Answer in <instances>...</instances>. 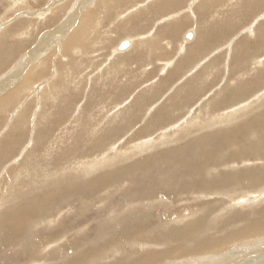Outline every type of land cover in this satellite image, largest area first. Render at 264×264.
<instances>
[{
    "label": "rangeland",
    "instance_id": "rangeland-1",
    "mask_svg": "<svg viewBox=\"0 0 264 264\" xmlns=\"http://www.w3.org/2000/svg\"><path fill=\"white\" fill-rule=\"evenodd\" d=\"M161 1L0 0V264H199L206 257L200 253L163 254L169 247L190 248L195 245L193 240L184 242L162 235L174 234L177 227L203 217L206 219L201 227L193 229L203 232L211 227L210 234L221 240H229L228 235L242 227L264 223V180L239 185L238 189L222 185L223 179L218 177L264 166V160L259 158L250 159L246 165L216 163V168L211 169L212 178L218 177L216 184H222L215 188L217 191L206 188V193L189 191L181 196L157 182V176L154 181L145 177L144 180L153 181L155 196L151 198L154 202L150 215L142 218L144 222L134 206L133 200L141 196L139 188L147 189L140 182L141 173L155 168L154 154L165 152L167 156L171 148L204 139H208L207 145L214 144L212 140L220 132L225 134L223 137L229 133L238 136L247 132L253 120H259L253 123L257 125V135L262 126L258 124L264 122L260 120L264 116V101L257 103L255 96L264 93V87H260L264 86V70L259 71L264 69V40L263 45L260 40L257 43L258 29L264 23V1L261 9L250 15L241 9L240 0H212L210 12L203 11L207 13L204 16L198 11V3L204 0H185L157 13L152 7L161 5ZM88 20L90 24L82 35L85 43L70 42L66 50L74 30L82 23L85 27ZM219 23L225 24L226 30ZM64 25L69 27L64 29ZM174 26L177 31L171 36L167 28ZM188 30L194 32L191 40L185 39ZM204 32L209 33L207 38L213 37V45L206 46L204 53L198 48L201 53L194 61L185 60L191 46L205 38ZM128 38L133 41L130 49L115 53L119 41ZM246 40L252 44L247 55L254 52L255 59L244 67L235 66L237 45ZM193 79L204 91L184 99L187 83ZM227 86L243 88L239 96L244 100L240 102L248 106L229 119L218 114H226L225 108L231 110L242 103H236V97L226 107L216 105L224 100L221 96L232 97V90L224 93ZM256 88L255 94H251ZM142 141L147 142L148 148L140 146ZM214 147L199 151L195 162L206 163V155L214 152ZM197 148L202 149L193 146L192 151ZM143 156L145 161L149 157L150 163L144 162ZM231 157L235 160L234 155ZM112 159L116 160L112 163ZM192 166L191 162V167H182L193 169ZM125 168L129 169L127 173ZM98 178L101 182L110 181L106 185ZM171 186L174 187L173 183L168 188L172 189ZM42 206L41 213L38 209ZM17 210L28 213L21 215ZM10 222L18 231L9 227ZM263 231L259 229L249 238L218 245L213 252L217 254L212 253L207 259L224 254L226 257L228 253L231 257L241 254V259L251 258L264 243ZM14 232L20 239L12 235ZM237 259L240 258L230 262Z\"/></svg>",
    "mask_w": 264,
    "mask_h": 264
},
{
    "label": "bare ground",
    "instance_id": "bare-ground-1",
    "mask_svg": "<svg viewBox=\"0 0 264 264\" xmlns=\"http://www.w3.org/2000/svg\"><path fill=\"white\" fill-rule=\"evenodd\" d=\"M185 0H163V1H161V5H159V6H157V5H155L154 7H152V9L153 10H155L157 13H159V12H161L162 13V11H164V10H166V8H172V7H175V6H178L179 5V2H181V3H183ZM196 1V0H195ZM194 1V2H195ZM211 1L212 0H204V1H200V2H202V5H203V7H200V5H201V3L199 2L198 4H200L199 5V8H198V11L200 12L199 14H203V16L204 15H206L207 13H204L203 11H205V10H207V12H210V9H211V7H212V3H211ZM263 1L264 0H240L239 2H240V7H241V9H243L244 10V12H246V10L248 11L247 13H250V15H251V13H253V12H255V11H257V10H259V9H261V4L263 3ZM13 2V1H12ZM90 2V1H89ZM192 2V1H191ZM190 2V3H191ZM194 2H192V4L194 3ZM216 2V1H215ZM237 2V1H236ZM83 3H84V1H83ZM220 3H222V2H220ZM17 4V3H16ZM218 4H219V2H218ZM238 4V3H237ZM236 4V5H237ZM81 5V4H80ZM103 5V4H102ZM181 5V4H180ZM191 6V5H190ZM196 7V6H195ZM215 7V6H214ZM239 7V6H238ZM264 7V6H263ZM82 8V7H81ZM226 8V7H225ZM80 9V8H79ZM78 9V10H79ZM61 10V9H60ZM76 10V9H75ZM187 10V9H186ZM197 10V9H196ZM214 10V9H213ZM167 11H168V9H167ZM94 12V11H93ZM184 12V11H183ZM80 13V12H79ZM236 13V12H235ZM241 13H243V12H241ZM159 15V14H158ZM157 15V16H158ZM58 16V15H57ZM60 16V15H59ZM72 17H70L69 16V19L71 18H73V16H74V14L73 15H71ZM121 16V15H120ZM119 16V17H120ZM163 16V15H162ZM161 16V17H162ZM173 16V15H172ZM199 16V15H198ZM210 16V15H209ZM118 17V16H117ZM176 17V16H175ZM208 17V16H207ZM67 18V17H66ZM174 18V17H173ZM187 18V17H186ZM206 18V17H205ZM153 19V18H152ZM155 19V18H154ZM79 20V19H78ZM86 20V19H85ZM84 20V21H85ZM169 20V19H168ZM69 21L70 20H68V25H69ZM84 21L82 20V22L84 23ZM90 22V20H88L87 21V23H86V26L85 27H83L82 28V24L81 25H79V28H78V30L76 31V30H74V33H73V35L68 39V41H67V44L65 45V48H66V50H67V48H68V45L70 44V42L71 43H78V44H84L83 42H82V40H83V38L84 37H82V35H83V33L87 30V27H88V23ZM110 22V21H109ZM66 23V24H67ZM65 24V25H66ZM90 24V23H89ZM107 24V23H106ZM131 24V23H130ZM180 24V23H179ZM64 25V29L65 28H68L67 26H65ZM184 25V24H183ZM188 25V24H187ZM219 27L220 28H222V27H225L223 30H226V25L225 24H223V23H219ZM61 27H62V25H61ZM60 27V28H61ZM184 27V26H183ZM71 28V27H70ZM114 28V27H113ZM214 28V27H213ZM12 29H14V28H12ZM62 29H63V27H62ZM180 29V28H179ZM189 29V28H188ZM192 29V28H191ZM16 30V29H15ZM167 30H169V32H168V34L169 35H171V36H175L174 34L176 33V31H177V28H176V26H174L173 28H167ZM214 30V29H213ZM29 31V30H28ZM188 31H190L191 32V34H192V37L191 38H189V37H186L185 39H187V40H191V39H193V37H194V32L192 31V30H188ZM203 31V30H202ZM113 32V31H112ZM119 32V31H118ZM190 32H188L186 35H188ZM196 32H197V30H196ZM215 32V31H214ZM122 33V32H121ZM258 33H259V37H258V39H257V43H258V40H260L259 41V43H261L262 45H263V40H264V23L263 24H261L260 25V27H259V29H258ZM107 34H108V31H107ZM204 34H205V38L202 40H198L194 45H192L191 46V48L189 49V52H188V56H185V57H187L186 59L185 58H183V59H185V60H190V62L191 61H194L195 59H197V57H199L200 56V53H199V49L198 48H200L203 52L202 53H204V52H206L207 51V47L206 46H208V45H210V46H212L213 45V43L211 44L210 42H212V38L213 37H211L210 36V38H207V36H208V32H204ZM64 35V34H63ZM201 35V34H200ZM212 35V34H211ZM62 36V35H61ZM213 36V35H212ZM228 36V35H227ZM258 36V35H257ZM41 37V36H40ZM63 37V36H62ZM15 38V37H14ZM143 38V37H142ZM129 39V41H130V45H129V47L131 46V43L133 42H131V40H130V38H128ZM128 39H126V40H128ZM62 40V39H61ZM134 40V39H133ZM152 40V39H151ZM84 41V40H83ZM122 41V40H121ZM121 41H119V43L117 44V48H116V50L117 51H114L115 53L116 52H118V51H122L121 49H120V47H119V44H120V42ZM256 41V40H255ZM61 43V42H60ZM187 43V42H186ZM209 43V44H208ZM252 43H253V41H252ZM258 43V44H259ZM1 44V43H0ZM142 44V43H141ZM189 44V43H188ZM192 44V43H191ZM190 44V45H191ZM61 45V44H60ZM63 45V44H62ZM72 45V44H71ZM251 41L250 40H246V42L244 43V44H241V43H238V45H237V49H236V51H235V56H234V64H235V66H242V67H244V65H245V63H247V62H251V60H252V58H254L255 59V57H254V52L253 53H249L248 55H247V52H248V50L250 49V47H251ZM144 46V45H143ZM145 46H146V43H145ZM148 46V45H147ZM258 46V45H257ZM128 47V48H129ZM184 47V46H183ZM183 47H182V49H183ZM127 48V49H128ZM186 48V47H185ZM209 48V47H208ZM254 48V47H253ZM130 49V48H129ZM258 49H261V46H259L258 47ZM36 50V49H35ZM126 50V49H125ZM36 52V51H35ZM151 52V51H150ZM120 53V52H119ZM126 53V52H125ZM32 54V53H31ZM255 54H258V51H256L255 52ZM120 55V54H119ZM37 57V56H36ZM177 57V56H176ZM259 59H261V58H259ZM175 60V59H174ZM201 61V60H200ZM207 62V61H206ZM57 63V62H56ZM254 63H256V60H254V62H253V64ZM258 63H259V61H258ZM249 64H251V63H249ZM262 64V63H261ZM263 66H264V62H263ZM207 67V66H206ZM262 70H264L263 68L262 69H260L259 71L261 72ZM238 71H240V70H238ZM258 71V70H257ZM204 72H206V71H204ZM203 72V73H204ZM264 72V71H263ZM262 73V72H261ZM198 75V74H197ZM177 76V75H176ZM204 76H205V74H204ZM206 76H207V73H206ZM206 78V77H205ZM253 79V78H252ZM6 80V79H5ZM256 80H258V82H257V85L258 84H260V81H259V79L257 78ZM263 81H264V78H263ZM34 82V81H33ZM243 84V83H242ZM256 83H254V85H255ZM195 80L193 79V81H191L190 80V82H188L187 83V95H184V96H186L184 99H190V98H193V97H196V96H198V94H200V93H202L203 91H204V87L203 88H201L200 86H198V85H195ZM256 85V86H257ZM239 86H241V84H239ZM2 87V86H1ZM261 88L262 87H264L263 85H261L260 86ZM259 88V87H258ZM258 88H256V89H254L252 92H251V94H255V92L257 91V89ZM252 89V88H251ZM229 90H232V92H233V95H232V97L229 99V98H227L228 96H230V94L229 95H227V96H221L222 97V99H224L223 101H221V103H219V104H216V105H225V107L227 106L226 104H227V102L228 101H232L233 100V98H236V97H238V99H237V101H236V103H242V102H240V101H243L244 100V97H241V96H239V94L243 91V88H239V90H237L236 88H235V86H227L226 88H224V93H227ZM250 90V89H249ZM19 90H17V92H18ZM22 92V91H21ZM238 92V93H237ZM263 92V91H262ZM235 93H237V95L235 94ZM18 94H20V91H19V93ZM223 94V93H222ZM243 94V93H242ZM259 94V93H258ZM258 94H255V96L257 97V100H256V102L257 103H261V102H263L264 101V93H263V95H260V96H262V98H259L258 97ZM136 95V94H135ZM252 95V96H253ZM20 96V95H19ZM125 96V95H124ZM159 96H160V94H159ZM254 96V98L256 99V97ZM16 96H14V98H13V100H16V98H15ZM158 97V96H157ZM109 98V97H108ZM247 99V98H246ZM251 99H253V98H251ZM255 99H253V100H255ZM111 101H113L112 99H111ZM248 101V100H247ZM178 102V101H177ZM182 102V101H181ZM235 102V101H234ZM248 102H250V101H248ZM252 103V102H251ZM250 103V104H251ZM262 104V103H261ZM236 105V104H235ZM247 104H245V103H242V105L241 104H238V105H236V106H234L231 110L230 109H228V108H225V110L227 109V112H226V114H218V115H221L222 117L225 115L226 117H227V119H229L230 117H232V116H234V117H236V115L237 114H240V113H242V112H244L245 111V109L248 107V106H246ZM178 106V105H177ZM246 106V107H245ZM29 107V106H28ZM2 108V107H1ZM8 108V107H7ZM173 108H174V106H173ZM215 109V108H214ZM224 110V111H225ZM116 111V110H115ZM208 111V110H207ZM111 112V111H110ZM258 112V111H257ZM222 113H224V112H222ZM262 114H264V112L262 111ZM220 116V117H221ZM240 116V115H239ZM258 116V115H257ZM196 118V117H195ZM158 119H159V117H158ZM214 119H216V118H214ZM213 119V120H214ZM218 119V118H217ZM252 119V118H251ZM250 119V120H251ZM262 119H264V116L260 119V120H262ZM218 121H219V119H218ZM222 121V120H221ZM226 121V120H225ZM228 121H230V120H228ZM238 121V120H237ZM256 121H259V120H253V121H251L250 123H249V128H248V130H247V132L245 131V132H242V133H239L238 134V136H237V133H233V135H230V133H229V135L227 134L226 135V137H223V136H225V134H223V132L221 133L220 132V137H219V135L217 136V138L216 139H214V140H212V142H214V144H208L207 145V140L208 139H204V140H202V141H199V142H195V143H193V144H191V145H185V144H180L181 146H178V147H176V148H171L172 150L171 151H169L168 153H167V156H166V154H165V152H163L164 154H162V153H160V154H154L153 155V157L155 158V164L153 165V166H155V168L152 170V171H146V172H143V173H141V180H140V182H142L144 185H147V189H144L143 187L141 188H139V192H141V196H140V198H138L137 200H133V203H134V206H136V208H138L139 209V215H140V217H141V221L142 222H144L143 221V219L142 218H145L146 216H149L150 215V210H152L153 209V207H152V209H151V204H153V202H154V200L153 201H151V198L152 197H154L155 195H154V190H153V181H154V177H156V180H157V182L159 181L161 184H163V185H167V187H166V189H169V190H172V192H177V193H180V195L182 196V195H185V194H188V192L189 191H198V190H205L206 188H208V190H212V189H215V188H218L222 183H220V184H216L217 183V179H218V177H222V179L223 180H221L222 182H224L222 185H225L226 186V184H230V185H232L231 187H237L238 188V186L239 185H243V184H247V185H251V184H254L256 181H258V182H260V181H262V180H264V166H255V167H253V168H246V169H243V170H241V171H238V172H235V173H224L222 176H218L216 179H215V177L214 178H212L213 176H212V172H213V170L211 171V169L212 168H214L215 166V164L216 163H218V164H222V165H225V164H230V163H241V164H244L245 162L247 163V162H249L250 161V159H256V158H259V159H263L264 160V122H262V123H259L258 124V126H260V125H262L261 126V128H260V130H259V133L256 135V131H258V129H257V125H254L253 126V123L254 122H256ZM211 122V121H210ZM216 122H217V120H216ZM127 123V122H126ZM207 124V123H206ZM242 124V123H241ZM251 124V125H250ZM210 124H208V126H209ZM243 126V125H242ZM256 126V127H255ZM184 127V126H183ZM200 127V126H199ZM247 127V126H246ZM245 127V128H246ZM177 128V127H176ZM238 128V127H237ZM244 128V129H245ZM254 128H256L257 130H255V131H253V129ZM186 129V128H185ZM235 129H236V127H235ZM243 129V130H244ZM19 130V129H18ZM96 130V129H95ZM95 130H93V131H95ZM228 130V129H227ZM236 130H239V129H236ZM20 131V130H19ZM90 131V130H89ZM105 131V130H104ZM147 131V130H146ZM111 132V131H110ZM114 132H116V131H114ZM166 132V131H165ZM184 132V131H183ZM229 132H231V131H229ZM99 133V132H98ZM179 133V132H178ZM184 133H187V132H184ZM87 134V133H86ZM107 135V134H106ZM110 135V134H109ZM118 135V134H117ZM161 135V134H160ZM166 135V134H165ZM181 136H182V134H180ZM91 136V135H90ZM98 136V135H97ZM102 136V135H101ZM120 136V135H119ZM153 136V135H152ZM166 136H168V135H166ZM174 136V135H173ZM104 137V136H103ZM112 137V136H111ZM100 138V137H99ZM155 138V137H154ZM160 140H161V136L160 137H158ZM162 138H164V137H162ZM166 138V137H165ZM20 139V138H19ZM104 139V138H103ZM151 139H153V138H151ZM114 140V139H113ZM170 140V139H169ZM168 140V141H169ZM91 141V140H90ZM147 141V140H146ZM145 141V143H147ZM162 141V140H161ZM171 141V140H170ZM101 142V141H100ZM150 142V144L153 142V141H149ZM157 142V141H156ZM155 142V143H156ZM91 143V142H90ZM94 143V142H93ZM141 143H143V141L141 142ZM140 143V144H141ZM145 143H143V144H138V146H136V148H138L139 147V145L140 146H143V147H146L147 146V148H148V145H146L145 146ZM162 143H163V141H162ZM169 143V142H168ZM191 143V142H190ZM18 144V143H17ZM92 144V143H91ZM154 144V143H153ZM106 145V144H105ZM154 145H156V144H154ZM153 145V146H154ZM215 146L214 148L216 149L214 152H210V153H208V155H206L207 156V158H208V160H207V162L206 163H204V164H198L197 162H195V156L197 155V154H199L198 152L199 151H201V150H204V149H209V148H211L212 146ZM104 146V145H103ZM151 146V145H150ZM177 146V145H176ZM193 146H196V147H200V148H202V149H194L193 151H192V148H193ZM115 148V147H114ZM259 148H261V149H259ZM141 149V148H140ZM230 149H231V152H230ZM106 150V149H105ZM109 150V149H108ZM107 150V151H108ZM137 150V149H136ZM135 150V151H136ZM143 150H146V149H143ZM228 150V151H227ZM247 150V152H246V155L244 154L245 153V151ZM0 151H3V150H0ZM132 151V150H131ZM135 151H133L134 153H138L137 151L135 152ZM139 152H142V151H140V150H138ZM186 151H188V154L187 155H185V153H186ZM236 152H240V154L239 155H237L236 154ZM122 154H123V152H121ZM182 153V154H181ZM204 153H205V151H203V154L202 155H204ZM241 153H243V154H241ZM126 155V154H125ZM171 155H173L172 157H173V159L172 160H170L169 159V157L171 156ZM231 155H234L235 156V160H234V158L233 157H231ZM258 155V156H257ZM30 156V155H29ZM118 156V155H117ZM142 156V155H141ZM151 156V154L149 155V157ZM198 156V155H197ZM200 156H201V154H200ZM143 157H144V160H143ZM142 157V160L144 161V162H146V161H150V160H148L149 159V157H148V159L145 161V156H143ZM115 158V157H114ZM118 158H120L119 156H118ZM216 158H218V160L216 161ZM36 159V158H35ZM198 159V158H197ZM104 160V159H103ZM113 160V159H112ZM111 160V161H112ZM116 160V159H115ZM115 160H113L112 161V163L115 161ZM152 160V159H151ZM97 161V160H96ZM101 161V160H100ZM104 161H107V160H104ZM140 162H141V160H140ZM144 162H143V164H144ZM152 162H154V161H152ZM151 162V163H152ZM191 162H192V167H193V169H186L185 167H182V166H184V165H187V166H190L191 167ZM108 163H109V161H108ZM134 163H135V160H134ZM136 163H138V164H141V163H139V162H136ZM150 163V162H149ZM213 163V164H212ZM246 163H245V165H246ZM263 163H264V161H263ZM110 164H111V162H110ZM133 164V163H132ZM153 164V163H152ZM210 164H212L211 166H210ZM249 164V163H248ZM250 164H253V162H250ZM137 164H134L133 166H136ZM142 165V164H141ZM62 166V165H61ZM92 167H93V165H91ZM129 166L131 167V163L129 164ZM132 166V167H133ZM143 166V165H142ZM220 166V165H219ZM137 167H140L139 165L137 166ZM145 167H148V165H146V166H144V168ZM152 167V166H151ZM134 168H136V167H133V169ZM144 168H142V169H144ZM179 168H182L181 169V171H179L178 169ZM216 168V167H215ZM214 168V169H215ZM260 168V169H259ZM90 169H91V167H90ZM126 169V168H125ZM137 169V168H136ZM140 169V168H139ZM257 170V169H259V171L258 172H254L253 170ZM127 170H129V169H126V173L128 172ZM92 171H93V169H92ZM123 171V170H122ZM131 172H133L132 170H130ZM140 171V170H139ZM222 171V170H221ZM187 172H189L188 173V176H186V174L185 173H187ZM110 173V172H109ZM113 173V172H112ZM120 173H122V172H120ZM125 173V174H126ZM135 173V172H134ZM93 174V173H92ZM105 174V173H104ZM118 174H119V172H118ZM185 175V179L184 180H186V181H184L183 179H182V175ZM219 174H220V172H219ZM40 175V174H39ZM109 175V174H108ZM123 175V174H122ZM201 176V177H203V178H200L199 176ZM110 177V176H109ZM128 177V176H127ZM127 177H125L126 179H127ZM145 177H147V179L148 180H153V181H148V180H144V178ZM122 178V177H121ZM120 178V179H121ZM124 178V177H123ZM220 179V178H219ZM97 181H100V183H103V182H106V185H107V182H109L108 180L107 181H105L104 179V181L103 182H101V179H96ZM93 181V180H92ZM95 181V180H94ZM96 181V182H97ZM219 182V181H218ZM94 183V182H93ZM99 183V182H98ZM98 183H95L96 185L98 184ZM112 183V182H111ZM110 183V184H111ZM171 183H173V185H174V187L173 186H171L172 187V189L171 188H168V186H170L171 185ZM91 184V183H90ZM94 184V185H95ZM105 185V186H106ZM113 185L115 186V185H117V184H114L113 183ZM159 185V184H158ZM83 186V185H82ZM97 187V186H96ZM109 187V186H108ZM120 187H122V186H120ZM161 187V186H160ZM245 188V187H244ZM36 189V188H35ZM66 189V188H65ZM81 189V188H80ZM94 189V188H93ZM104 189V188H103ZM102 189V190H103ZM239 189V188H238ZM67 190V189H66ZM99 190V189H98ZM159 190H160V188H159ZM158 190V191H159ZM216 190V189H215ZM244 190V189H243ZM26 191V190H25ZM74 191H76V190H74ZM78 191V190H77ZM89 191V190H88ZM120 191V190H119ZM137 191H138V189H137ZM156 191V190H155ZM217 191V190H216ZM249 190H244L243 192H248ZM64 192V191H63ZM87 192V191H86ZM99 192V191H98ZM97 192V193H98ZM134 192V191H133ZM205 192V191H204ZM50 193V192H49ZM52 193V192H51ZM50 193V194H51ZM54 193H56V192H54ZM65 193V192H64ZM73 193V192H72ZM206 193V192H205ZM227 193V192H226ZM242 193V192H241ZM94 194V193H93ZM194 194V193H193ZM203 194V193H202ZM224 194V193H223ZM126 195H129V191L128 192H126ZM135 195V194H134ZM246 195V197H249V193H246L245 194ZM132 195H130V197H131ZM197 196H198V194H197ZM59 197V198H58ZM103 197V196H102ZM135 197H136V195H135ZM51 198H52V196H51ZM57 198L58 199H60V198H62V195H61V197L60 196H57ZM96 198V197H95ZM120 198V197H119ZM131 198H134V197H131ZM53 199V198H52ZM145 199H147V202H144V201H146ZM169 199V198H168ZM48 200V199H47ZM54 200V199H53ZM55 200H57V199H55ZM166 200H167V198H166ZM249 200V202H253L252 200H250V198L248 199ZM49 202V201H48ZM99 202V201H98ZM244 202V201H243ZM43 203V202H42ZM50 203V202H49ZM44 204V203H43ZM46 204H47V202H46ZM132 204V203H131ZM143 204L145 205V206H143ZM101 205V204H100ZM41 206V205H40ZM154 206V205H153ZM32 208V207H31ZM42 208H43V206L42 207H40L38 210H39V212L41 211V213L43 212L42 211ZM48 208H49V205H48ZM47 208V209H48ZM125 208V207H124ZM135 208V209H136ZM18 209V208H17ZM100 209V208H99ZM23 210V209H22ZM25 210V209H24ZM12 211V210H11ZM18 212H19V210H17ZM135 211V210H134ZM264 211V210H263ZM13 212V211H12ZM24 212V211H23ZM29 212H30V210H29ZM19 213H21V212H19ZM24 213H28V211H26V212H24ZM24 213H21V215L22 214H24ZM31 213V212H30ZM172 213V212H171ZM18 214V213H17ZM136 214V213H135ZM263 214V213H262ZM19 215V214H18ZM29 215V214H28ZM39 215V214H38ZM20 216V215H19ZM26 216V215H25ZM111 216V215H110ZM21 217L22 216H20V220H21ZM38 217V216H37ZM37 217H35V218H37ZM137 217H138V215H137ZM1 218V217H0ZM32 218V217H31ZM34 218V217H33ZM111 218V217H110ZM135 218V217H134ZM4 219V218H3ZM22 219H23V217H22ZM51 219H52V217H51ZM126 219V218H125ZM130 219V218H129ZM129 219H127V220H129ZM205 220L206 218L205 217H203V218H201V219H199V220H197V221H193V222H188V223H186V224H184L183 226H181V227H177L178 228V230L174 233V234H171V233H166V235H162V237H164V236H166V237H169L170 239H171V237L173 236V238H177V239H182V240H184V242H187L188 240H193V242H194V244L195 245H192L190 248H188V245L186 246V245H183V246H179V247H177V248H175V249H171V247H169V249L168 248H166L165 250H164V252H163V254H165V256H167L168 254H173L174 256H184V255H190V254H196L197 253V255H198V253H200V254H202V255H204V256H206L205 258H201V261H200V263L199 264H264V255H262L263 254V251H262V247L264 246V243L262 244V247H260V249H259V253H256V255L254 254V256L252 255V257L250 258H247V259H241L242 257V255L241 254H238V255H236L235 257H237V258H240V259H237L236 260V262H230V260H233L235 257H231V256H229L228 254H226V257H225V254L223 255V256H220V257H212V258H208L207 259V256L209 257V255L210 254H212L214 251H215V247L216 246H218V245H222V244H224V243H228L229 244V242H231V240H233V239H240V238H243V237H246V238H249V237H251L252 235H254L259 229H264V223H256V224H253V225H251V226H246V227H242V228H240L239 230H237V231H233V233L232 234H229L228 235V237L230 238H228L229 240H227V239H225V238H223L222 240H221V238H217V237H214V236H212L211 234H210V229H211V227H206V228H204L203 229V232H198L196 229L194 230L193 229V227H201V225L203 224V221L202 220ZM5 220V219H4ZM12 221V219H9L8 221ZM19 220V221H20ZM39 220V219H38ZM111 220V219H110ZM121 220H123V219H121ZM126 220V221H127ZM7 221V222H8ZM19 221H16L15 220V222H19ZM51 221H53V219L51 220ZM105 221V220H104ZM6 222V221H5ZM5 222H3V223H5ZM20 222H22V221H20ZM112 222V221H111ZM110 222V223H111ZM24 223H26V222H24ZM24 223H22L23 225H25ZM122 223H124L123 221H122ZM121 223V224H122ZM6 224H8V223H6ZM6 224L3 226V228H5V226H6ZM17 224V223H16ZM118 224V223H117ZM128 224V223H127ZM8 225H10L9 227H12L13 228V231H18V229H17V227H15L16 225H14V223H12V222H10ZM28 225V224H27ZM119 225V224H118ZM258 225V226H257ZM26 226V225H25ZM120 226V225H119ZM21 227V226H20ZM111 227V226H110ZM115 227V226H114ZM117 227V226H116ZM121 227V226H120ZM124 227V226H123ZM7 228V227H6ZM25 228V227H24ZM113 228V227H112ZM121 229H123V228H121ZM120 229V230H121ZM127 230V229H126ZM202 230V229H201ZM5 231H6V229H5ZM8 231V230H7ZM118 231H119V229H118ZM123 232H125L124 230H123ZM128 232V231H127ZM264 232V231H263ZM262 233V232H261ZM5 233L3 232V235H4ZM7 234V233H6ZM10 234H11V232H10ZM14 234V236H16L15 234V232L14 233H12V235ZM121 234V233H120ZM8 235V234H7ZM119 235V234H118ZM9 236H11V235H9ZM23 236V235H22ZM22 236H20V237H22ZM120 236V235H119ZM232 236H233V238H232ZM13 237V236H12ZM16 237H18V236H16ZM120 237H122V236H120ZM124 237V236H123ZM134 237V236H133ZM19 238V237H18ZM130 238V237H129ZM4 239H6V238H4ZM20 239V238H19ZM19 239H17V240H19ZM23 239V238H22ZM116 239H117V237H116ZM8 240V239H7ZM16 240V239H15ZM78 240H80V239H78ZM83 240V239H82ZM3 241V240H2ZM119 241V240H118ZM133 241V240H132ZM135 241V240H134ZM18 242L19 241H16V243L18 244ZM30 242H31V240H30ZM74 242V241H73ZM78 242V241H77ZM4 243V242H3ZM27 243V242H26ZM0 244H2V243H0ZM70 244H72V243H70ZM80 244V243H79ZM27 245V244H26ZM25 246V245H24ZM30 246V245H29ZM33 246V245H32ZM72 246V245H71ZM74 246V245H73ZM76 246H78V245H76ZM225 246V245H224ZM32 248H34V247H32ZM96 248V247H95ZM221 248V247H220ZM135 249V248H134ZM263 249H264V247H263ZM15 250V249H14ZM25 250V249H24ZM20 253V252H19ZM23 254V253H22ZM146 254H148V253H146ZM213 254H215V253H213ZM217 254V253H216ZM215 254V255H216ZM218 254H220V253H218ZM4 255V254H3ZM24 255V254H23ZM258 255V256H257ZM96 256V255H95ZM165 256H163V257H165ZM218 256V255H217ZM163 257H161V259L163 258ZM5 258V257H4ZM85 258V257H84ZM46 259V258H45ZM161 259H158V260H161ZM72 260V259H71ZM120 260V259H119ZM137 260V259H136ZM146 260V259H145ZM70 261V260H69ZM4 262H6V261H4ZM72 262H73V260H72ZM75 262V261H74ZM80 262V261H79ZM78 262V263H79ZM35 263V262H34ZM33 262H32V264H34ZM37 263V262H36ZM70 263V262H69ZM67 264V263H66ZM81 264V263H80Z\"/></svg>",
    "mask_w": 264,
    "mask_h": 264
},
{
    "label": "water",
    "instance_id": "water-1",
    "mask_svg": "<svg viewBox=\"0 0 264 264\" xmlns=\"http://www.w3.org/2000/svg\"><path fill=\"white\" fill-rule=\"evenodd\" d=\"M187 37L191 38L192 34L189 33L187 35ZM129 45H130V41L129 40H123V41L120 42L119 47H120L121 50H125V49H127L129 47Z\"/></svg>",
    "mask_w": 264,
    "mask_h": 264
}]
</instances>
